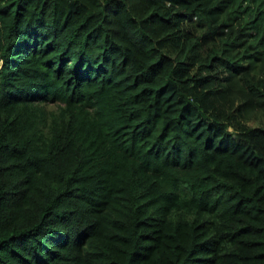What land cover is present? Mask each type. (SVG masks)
I'll return each mask as SVG.
<instances>
[{"label": "trees", "instance_id": "obj_1", "mask_svg": "<svg viewBox=\"0 0 264 264\" xmlns=\"http://www.w3.org/2000/svg\"><path fill=\"white\" fill-rule=\"evenodd\" d=\"M0 264H264V0H0Z\"/></svg>", "mask_w": 264, "mask_h": 264}, {"label": "rangeland", "instance_id": "obj_2", "mask_svg": "<svg viewBox=\"0 0 264 264\" xmlns=\"http://www.w3.org/2000/svg\"><path fill=\"white\" fill-rule=\"evenodd\" d=\"M258 121L256 118H250L247 120V124H256Z\"/></svg>", "mask_w": 264, "mask_h": 264}]
</instances>
